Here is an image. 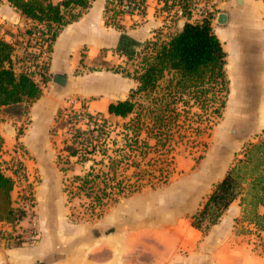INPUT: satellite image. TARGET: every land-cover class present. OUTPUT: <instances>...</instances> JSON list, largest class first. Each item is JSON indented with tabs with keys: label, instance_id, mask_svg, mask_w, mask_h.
<instances>
[{
	"label": "crops",
	"instance_id": "crops-1",
	"mask_svg": "<svg viewBox=\"0 0 264 264\" xmlns=\"http://www.w3.org/2000/svg\"><path fill=\"white\" fill-rule=\"evenodd\" d=\"M105 1L92 0L77 20L59 31L49 59L50 79L39 83L41 93L27 111L14 117L18 123L28 116L21 139L31 149L26 141L27 137H33L39 151L32 150L36 154L32 162L20 158L32 184L37 238L32 244L16 245L14 235L26 225V220L14 224L0 222V264H264V191L253 193L255 174L247 176V182L242 183H247L245 188L241 187L242 191L206 232L190 223L213 186L233 165L232 149L235 148V161L247 159L252 155L251 146L264 140V0H168L171 5L167 9L161 7V1L145 0L142 22L132 25L134 17L125 16L121 20L123 29L104 24ZM208 12L211 28L225 54L223 69L227 86L221 118L209 135L212 148L200 158H175L174 175L153 190L150 202L136 204L133 210H128L129 216L122 207L105 213L104 230L99 228V233H89L87 225L69 218L68 199L63 191L66 177L82 174L84 163L70 156V167L62 171L57 156L43 152V136L53 122L55 125L57 98L93 97L91 102L82 103L107 113L108 103L126 99L135 81L110 70L73 75L78 64L89 65L105 50L102 59L121 65L126 52H135L145 40L167 39L185 21L199 22ZM29 23L6 1L0 0L1 38L13 40L18 30ZM55 74L64 75V84L53 81ZM122 93L125 95L121 96ZM102 96L105 99L98 108L96 104ZM5 117L0 120L3 138L0 165L10 174L11 164H6L4 151L13 147L8 146L12 140L20 138H15V125L10 124L13 118ZM248 193H252L249 199ZM145 215L153 224L151 252L146 260L143 258ZM161 218L172 229L170 247L182 251L169 258L161 254Z\"/></svg>",
	"mask_w": 264,
	"mask_h": 264
},
{
	"label": "trees",
	"instance_id": "trees-1",
	"mask_svg": "<svg viewBox=\"0 0 264 264\" xmlns=\"http://www.w3.org/2000/svg\"><path fill=\"white\" fill-rule=\"evenodd\" d=\"M4 1L16 9L25 21L30 22L23 31L25 46L22 48L25 60L31 64H20L22 59L16 55L19 45L14 39L6 41L0 37V120L5 116L25 113L41 93L39 82L47 81L43 72H40V79L36 81L32 75L34 70L29 68L34 63L32 61L36 62L40 56V52L32 48L31 42L36 41V25L43 26L40 34L42 37L47 35L45 41L50 51L59 31L66 24L77 20L89 8L92 0ZM121 1H105V25L123 29L121 20L127 15L131 16V12L121 10ZM158 1L162 2L161 7L164 9L170 5L168 0ZM144 3L145 0H139V4ZM137 23L133 21L132 25ZM134 54L133 58L139 57L135 68L121 69L120 72L132 78L135 86L130 88L126 99L110 102L106 109L108 117L120 118L122 122L112 125L103 113L86 112L82 117L85 119L83 126L70 131V141L63 146L65 162L69 163L70 156L77 157L76 162L79 163L89 162L82 174L66 180L63 191L89 198V211L95 217H99L109 203L140 191L145 183L153 185L169 181L174 155L168 150V142L171 138V123L177 121L180 113L178 106H195L209 121V117L221 116L227 97L223 69L225 54L211 28L210 15L199 22L185 21L181 29L167 39L155 37L145 40L140 52ZM133 58L127 56V59ZM140 97L149 99L148 104L140 103ZM195 114L198 117L202 115ZM54 121L58 126L68 123L62 109ZM20 132L18 129L17 135ZM2 145L3 138L0 135V149ZM252 152L264 154V140L253 144L249 154ZM60 168L62 171L67 169ZM239 180L233 164L213 186L199 210L191 216V226L204 233L215 224L237 197ZM262 180L261 189L264 191ZM13 187V177L0 165V222L14 224L24 215L22 210L13 205ZM14 243L18 244L17 241Z\"/></svg>",
	"mask_w": 264,
	"mask_h": 264
},
{
	"label": "rangeland",
	"instance_id": "rangeland-1",
	"mask_svg": "<svg viewBox=\"0 0 264 264\" xmlns=\"http://www.w3.org/2000/svg\"><path fill=\"white\" fill-rule=\"evenodd\" d=\"M208 15H210L209 12L205 14V16H208ZM127 16H130V15H127ZM202 18H200V20ZM133 20L134 21L139 20V17H134ZM140 23H137V25ZM25 27L26 26H23V28L18 30L16 36L13 39L19 45L16 48V55L18 56V58L22 59L20 64H22L23 66H30L31 62L25 60L24 51L22 48L25 46V44H24L25 36L23 34ZM158 38H160V37H158ZM31 42L33 43L32 48H35L36 52H38L39 47L37 45V41L32 40ZM142 44L135 51L136 53L140 52ZM28 48H30V47H28ZM28 48H27V50H28ZM51 51H52V47H51L50 51L47 50V53L43 58H39L40 62H35V60L32 61L34 63L29 68L34 70L32 73L33 76L35 74L39 75L40 72H43V74H46L47 80L50 79V77L48 75V68H49V61H50L49 59H50ZM135 52H133V53L132 52H126L127 54L124 55L122 64L116 66L114 64H110V61L102 59V56L106 53L105 50H102L99 54V57L97 59L92 60L89 63V65L86 66L83 63L78 64V66L73 71V75H79L80 76V75H83V72L97 71V70L98 71H100V70H105V71L108 70L109 71L110 70L113 72H120L121 69L132 70L135 68L134 64L136 65V60H138V58H139L137 56H136V58H133L135 55L134 54ZM81 55H83V52H81ZM127 56H131V58H133L134 61H132L133 59L132 60L127 59ZM39 59H37L36 61H38ZM45 65H47V69L45 68ZM43 83H45V82H43ZM124 95H125L124 93L121 94V96H124ZM70 98L75 100L76 104L73 108L75 110L80 108V106H78V104H79L78 101H80L82 104V102L84 103V101H90L91 102L92 101L91 99H93V97H88L87 99L86 98L83 99V97H79V96H68L67 98H65V97L64 98H57V100H56V107H57L56 113H57V111H59L60 109H62L64 107H68V108L70 107V103L68 102V100H70ZM104 99L105 98L103 96L100 97L97 104H96V107L99 108L100 103ZM139 102L147 105L149 102V99H147L145 97H140ZM83 106H84V108H86L87 106H90L88 108H89V111L91 113L98 112L93 107H91L90 104H88V105L83 104ZM182 106L183 105L178 106L180 113H179V116L177 118V121L171 123V130H170L171 138L168 142V144H169L168 150L174 155V160H173L174 164H173V171L170 175V178L175 173V158H177V157L182 158V157H188V156L198 157L199 155L203 156L206 153L207 149L212 148L209 145L210 144V136L209 135H210L213 127L217 124V122H219V120L221 118V116L218 118L217 117H214V118L209 117L210 120L207 121L206 119H204L206 117H205V115H203V112L199 111L195 106H191V107H182ZM56 113H55V115H56ZM195 113H197V114L201 113L202 115H201V117H198ZM55 115H54V117H55ZM103 115L106 116L111 121L112 125L118 124L119 122H122V119H120V118L108 117L107 113H103ZM14 117H19V116H9V117L6 116L5 118L6 119L13 118L11 120L12 122L10 124L15 125V132H16L15 138L18 137V138H20V140L19 139L16 141L12 140L8 146L11 147L13 145V147L10 150L7 149L4 151L6 159H7V161H5V162L7 165H10L13 163L14 164L22 163L20 158H24V160H26L27 162H32V161L36 160V154L33 151H35L36 153H39L38 148L36 146L37 142H34L33 137H27L28 140L26 141L27 143H29V146L31 147V149L27 145L26 146L23 145V140L21 139V136L23 134V129L25 128V125L28 124V122H29L28 116L26 119H24L22 121L20 120V122H18L20 124V126L18 123L14 122L16 120V118H14ZM75 125L82 127L83 126V120L80 119V120H78L74 123H71V124H68L66 122L65 124H63L61 126L60 125L58 126L56 124L54 125V122H53L52 126L48 129V132L45 134V136H43V140H42L43 141V152H46V153L48 152L51 155L55 154L57 156L56 159L58 160L60 167H64V168L70 167V164L68 162H65L66 152L63 151L62 148H63L65 143H68L70 141V131L72 130V128ZM18 129H20L21 132H20V134L17 135ZM117 130H118V128H117ZM232 153L234 154L232 161H233L234 165L236 163L235 167H236V171L238 172L239 179H240L239 180L240 181V189H241V187L245 188L247 183H244L243 185H242V183L247 182V179H246L247 176H249L251 174H255L257 176V179H256V187L253 190V193L256 194V192H258L259 190H262L261 189V187L263 186L262 185L263 184L262 179H264V177H262V176H264V154L260 153V152H256V153L254 152L249 157H246L247 159L241 158V159H239V161H235V148L232 149ZM88 165H89V162L84 163L83 169L84 170L87 169ZM68 173H70V172H68ZM241 174L244 175V177H241ZM71 177H72V175L69 177H66V178L70 179ZM259 177L262 179L258 180ZM65 183H66V181L64 182V184ZM162 185H164V183H162V184L155 183L153 185H151V183H145L143 185L145 187L142 188L140 191H138L132 195L122 197L117 202L109 203V205L106 206V208L104 209V212L102 214H100L99 217H95L89 211V198H87L83 195L76 196L75 194H69V193L65 194V198L68 200L70 199L67 202L68 212L71 213L69 218L72 221L87 225L89 233L97 234V233H99V230H98L99 228H102L104 230L103 226H105V223L103 222V216L105 213L108 214L109 212L115 210V208L122 207L127 212V215L129 216L128 210H133L135 208L136 204L143 203V202L144 203L150 202L151 201L150 197H151V193L153 192V190H155L157 187L162 186ZM148 186H150L151 188ZM69 188L70 189L72 188L73 191L76 190L73 187H69ZM240 189H239V191H242ZM251 197H252V193H248L247 198L249 199ZM130 219H131V217H130ZM191 221L192 220L190 219V223H191ZM131 223L133 226H135V222H133L132 219H131ZM143 225L145 228V242H144V247H143V258L146 260L148 257H150V252H151L149 241L151 240V228L153 225L150 218L147 217L146 215L144 217ZM154 229H155V224H154ZM168 230H169V232H168ZM159 231H160V239H161V254H164L167 258H169V257H171V255H173L175 253H179L180 251H174L172 249V247H170L171 245H173V236H171L172 235V229H171V227L166 226V222H164V220H162V218L159 222ZM163 246H165V250H162Z\"/></svg>",
	"mask_w": 264,
	"mask_h": 264
},
{
	"label": "built area",
	"instance_id": "built-area-1",
	"mask_svg": "<svg viewBox=\"0 0 264 264\" xmlns=\"http://www.w3.org/2000/svg\"><path fill=\"white\" fill-rule=\"evenodd\" d=\"M135 4V7H132V5ZM144 6V11L142 10ZM121 10H129L131 12V16L133 17H139V20H135L136 22L140 23L144 17L145 14V3L144 5L139 4V0H122L121 1ZM144 13V14H143ZM41 31H43V26L41 24H37L36 28L34 30V35L37 41L38 45V52H40L39 58H43L47 53V41H45V36H41ZM44 38V39H42ZM36 62H40V59ZM34 79L36 81H39L40 74L34 75ZM70 103V107H64L62 108L65 119H67L68 124L74 123L80 119H83L82 117L86 112L91 113L89 110L84 108L83 103L79 102L78 106H80L79 109L75 110L73 109L75 106V100L70 99L68 100ZM85 110V111H84ZM93 114V113H92ZM79 126L75 125L71 131H74L75 128H78ZM10 175L14 179V198H13V205L17 207L18 209L22 210L24 215L22 219L26 220V225L22 226L18 232L14 235L15 240L20 245H28L32 244L36 238L37 233L35 229V202L32 194V184L28 180V174L25 170V167L22 163L19 164H11L10 167ZM16 170L15 173H13V170ZM12 190V191H13Z\"/></svg>",
	"mask_w": 264,
	"mask_h": 264
},
{
	"label": "water",
	"instance_id": "water-1",
	"mask_svg": "<svg viewBox=\"0 0 264 264\" xmlns=\"http://www.w3.org/2000/svg\"><path fill=\"white\" fill-rule=\"evenodd\" d=\"M53 81H55L57 84H61L62 85L65 82V77L62 74H55L53 76Z\"/></svg>",
	"mask_w": 264,
	"mask_h": 264
}]
</instances>
